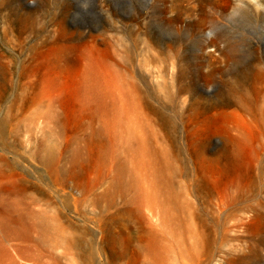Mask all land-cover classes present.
Returning <instances> with one entry per match:
<instances>
[{
	"label": "rangeland",
	"instance_id": "obj_1",
	"mask_svg": "<svg viewBox=\"0 0 264 264\" xmlns=\"http://www.w3.org/2000/svg\"><path fill=\"white\" fill-rule=\"evenodd\" d=\"M0 264H264V0H0Z\"/></svg>",
	"mask_w": 264,
	"mask_h": 264
},
{
	"label": "bare ground",
	"instance_id": "obj_2",
	"mask_svg": "<svg viewBox=\"0 0 264 264\" xmlns=\"http://www.w3.org/2000/svg\"><path fill=\"white\" fill-rule=\"evenodd\" d=\"M227 120H230L229 116H227ZM237 130H238V136L235 137L236 145L241 144L245 142V140H247V134L241 128H238Z\"/></svg>",
	"mask_w": 264,
	"mask_h": 264
}]
</instances>
